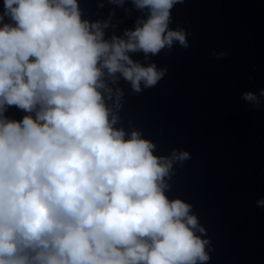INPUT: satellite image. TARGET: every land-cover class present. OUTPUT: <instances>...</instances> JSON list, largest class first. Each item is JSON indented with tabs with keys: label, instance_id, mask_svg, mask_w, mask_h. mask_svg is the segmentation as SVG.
<instances>
[{
	"label": "clouds",
	"instance_id": "clouds-1",
	"mask_svg": "<svg viewBox=\"0 0 264 264\" xmlns=\"http://www.w3.org/2000/svg\"><path fill=\"white\" fill-rule=\"evenodd\" d=\"M133 3L147 18L105 40L98 22L81 19L78 0H3L0 21L14 23L0 24V264L208 260L190 205L165 194L172 162L188 153L154 154L137 130L114 127L105 103V75L139 91L165 71L129 52L187 46L184 30L168 27L176 0ZM119 96L117 88V107ZM8 105L28 114L7 118Z\"/></svg>",
	"mask_w": 264,
	"mask_h": 264
},
{
	"label": "water",
	"instance_id": "water-1",
	"mask_svg": "<svg viewBox=\"0 0 264 264\" xmlns=\"http://www.w3.org/2000/svg\"><path fill=\"white\" fill-rule=\"evenodd\" d=\"M78 7L105 40L124 37L148 16L133 0H78ZM168 27L183 29L187 46L129 52L165 69L154 85L135 91L119 73L103 77L113 90L105 103L114 127L137 130L158 156L188 153L172 162L165 194L187 202L203 227L197 235L209 258L202 264H264V204L257 203L264 198V0H176ZM25 114L15 105L4 112L15 120Z\"/></svg>",
	"mask_w": 264,
	"mask_h": 264
}]
</instances>
